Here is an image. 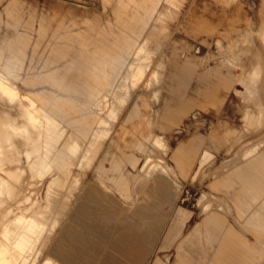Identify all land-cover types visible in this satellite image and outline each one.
Wrapping results in <instances>:
<instances>
[{
  "label": "rangeland",
  "instance_id": "1",
  "mask_svg": "<svg viewBox=\"0 0 264 264\" xmlns=\"http://www.w3.org/2000/svg\"><path fill=\"white\" fill-rule=\"evenodd\" d=\"M236 1L242 3L241 15L248 18V24L251 31H253L250 32L249 36L251 39L257 37L258 33L255 30H257L259 17L252 9H258L260 0ZM252 2L254 6L251 9ZM195 5L197 9L202 10L201 2L195 3ZM211 10L213 11L212 7H210L209 11ZM187 13L180 16L177 24L184 22ZM207 15L209 16L210 22L216 21V16H212L211 13ZM134 21H137V19L112 18L111 10L103 8L101 0H0V75L6 76L11 82L16 84L17 91L19 95L21 94V97L27 96L22 103L24 104L23 108H30L28 106V100H32L38 105L40 115L38 122L34 125L27 124L26 126V124H23L24 127L20 125L25 131L21 132L20 129L14 131L13 126L21 124V117H13L17 119L16 123L15 121L13 123L15 125L9 121L10 125H13L12 127L7 126L8 123L5 120L10 119V116L7 114L9 111L17 113L18 110L16 111V109L20 111V106L12 103L10 105L15 108L11 110L12 108L10 105L8 106L9 103L6 99L0 96V103L2 104H0V113L2 111L6 112L0 114L5 123V125L2 123L3 130L0 129V132L6 129L5 134L2 133L4 137L2 136L3 138H0V151L4 152V155H1L3 153L0 152V156L4 157L3 160L0 157L2 160V162L0 160V186L5 187L4 184H6L5 188L7 191V194L5 192V195L0 197V216H3V218H5V215L9 216L8 219L0 217V222L3 223L5 220L3 224L0 223V228L1 225L2 228L6 226L10 228L14 240L25 242L28 245L36 241L32 252L27 257L25 252L23 253L20 258V264H42L44 260L50 259L47 254L52 236L66 217L80 191L87 184L96 182L114 193H121L122 190L128 188L134 181L140 179L139 174L137 176L133 175V169L129 165H123L120 173L112 172L110 170L111 163L109 161V154L111 151H115L114 155L117 158H121L117 153L119 145L114 140V136L120 126L127 127L130 130L131 126L128 123V116L131 114H140V106H144L141 102L142 99L146 100L145 103L148 111L154 110L158 106L159 108L161 107L163 92L159 90L161 89V83L164 78V59L152 56V53H148L149 55H147V49H143L144 51H142V48H146L147 42H143L136 51L128 49L124 51L108 50L103 46L104 42L107 43L112 40L117 42L121 38H123L121 40L125 44L128 43L130 40L128 38L129 36H134V32L139 34L140 25L136 24V26H139V30H134ZM179 25L180 29L176 27L178 30H174L171 35L173 37H183L184 40L189 41L195 46L196 39L190 34L183 33L181 31L182 26L181 24ZM219 28L221 29L222 27ZM120 34L123 37L120 36V38ZM219 35V33L214 34V37L217 39L214 43L201 45L200 51L196 54L200 61H203L209 52L217 53L215 48L222 49L225 47L226 42ZM232 35L234 47L247 48L252 45L250 41L244 40L241 32L236 31ZM168 46L169 41L163 45L162 53L164 55L169 51ZM138 51H142L144 54L140 59H138L139 57L135 58L134 53ZM235 52L238 53L237 50ZM110 53H112L113 57H117L119 53L120 59L125 63L123 65H107L105 61L111 58ZM217 56H220V54ZM240 56L243 57L244 55L240 54ZM240 56L239 58H241ZM146 58L149 59L150 66L148 65L146 69L141 71L138 80L130 79L129 74L132 72L130 71L131 64L135 59L136 62L139 60L138 62L144 63L145 60L146 63ZM213 62L214 60L209 61L208 64H213ZM224 70H226V67ZM230 72L232 74L231 76L235 79H238L242 74V70L238 67H232ZM116 75H120L122 81L116 83L111 92H102L100 99L98 97H92V95L95 96L103 90L104 84H107L103 83L104 80ZM233 85H237V83ZM141 88L144 90L140 91L139 89ZM232 93L230 91L225 95L223 104L217 113H205V120L198 126L193 125L187 129L183 128L181 123H178L176 127H182L176 129L179 133H175L173 130L167 131L165 134L169 137L167 138L169 147L167 155L164 156L160 152H155V157L151 159V161L165 160L170 165H173L170 157L172 151L180 143L185 142L190 137L191 132L194 131H197L205 138L201 149L206 148L216 155L214 158L204 162L201 166V171L205 172V178H202L201 181H190L187 179V166L178 157L175 161L179 166V182L182 184V190L189 193V197L182 195L183 199L187 200L179 201L181 189H175L174 195L176 197L173 204L164 202L158 204V213L163 215L162 217L165 223L171 224L179 220V223L182 225L176 237L169 243L164 240L162 247V233L160 232L157 235L156 247L153 253L155 256L154 260L160 259L162 264L172 263L178 252V244L196 226L195 224L201 218V207L198 209L195 206L204 199V196L198 201L197 195L203 190H209L208 183L211 180V173L220 167L221 162L230 161L235 156L233 150L225 153L231 138L228 137L229 141L227 145H222L220 148L217 147V149L210 139L211 133L221 134L226 132L228 136L229 131L237 134L239 129L244 126V122L241 120V112L244 105L239 102L238 98L232 96ZM103 94L107 95L104 96ZM235 94L241 96L240 91L237 89H235ZM140 103L142 104L140 105ZM134 105L135 107H133ZM253 107L261 111L258 107ZM187 108H191V106L188 103H184L180 110ZM253 112L252 114L256 115L253 119L257 121L259 114L256 110ZM43 113L56 117L59 123V133L56 137V141L58 142L53 143L51 139L49 140L51 142L47 140L45 134L47 133L48 126L46 130L45 120L42 116L44 115ZM200 114L198 113L194 117H200ZM38 123L40 124L38 125ZM36 125L37 127L39 126L38 130L35 127ZM92 127L95 128V133L92 138L97 139V137H100L97 135L103 134L101 138H98L97 143L95 142L93 145L91 144V140L88 141V138L92 135ZM0 128H2L1 125ZM10 128V133L15 132L11 136L12 139L9 137L12 134L9 131L7 132ZM33 131L35 134H33ZM157 131L158 129L154 128L152 134L160 132ZM8 134L10 135L8 136ZM256 134L248 135V138H250L248 143L258 140L255 137ZM37 135L38 139L36 138ZM44 136L48 142L44 140ZM76 136L80 137V139L76 138ZM16 139L18 140L16 141ZM19 139H23L27 143L25 146L30 151L26 147H21L24 143H21ZM43 140L46 142H43ZM36 141L37 143H35ZM72 142L79 145V151L77 153L76 151L71 152L69 149L72 146ZM98 143L101 144L98 145ZM89 144L92 145L90 146L92 149L89 148ZM37 145L39 146L37 147ZM87 150H94V153L92 151L90 155H85ZM7 151L9 154H7ZM140 158L142 159L143 157L141 156ZM34 160L38 162L36 163ZM37 167L38 169H36ZM147 168L148 166H145V173ZM17 170L21 172H17ZM143 174L141 173V176ZM128 180L132 181L131 184L128 183ZM17 185H20V188ZM12 186L14 188L16 187L15 191ZM144 188L146 189L148 186H144ZM17 189L18 191H16ZM8 190L10 191L8 192ZM9 193L14 196L13 200ZM261 193L264 194V188L261 189ZM126 194V198H128V193ZM17 201L20 202L18 203ZM146 205L148 204L142 202L143 207ZM4 209L6 210L4 211ZM7 209L11 213H8L9 211L7 212ZM257 211L259 210L257 209ZM17 214L39 222L43 226L39 235L36 236L34 233H27L20 227L12 229V226H10L11 219L14 218L13 215ZM10 217L12 218L10 219ZM163 227L165 226L163 225ZM2 228L0 231L3 230ZM236 230L239 231L240 228L238 227ZM236 243L237 249H234L232 246H225L224 251H219L220 248H214V245L209 243L211 252H209V255L207 254L208 256H203L202 261H210L212 264L215 261L217 252H223L222 258L224 261L222 264H246L245 260L247 257L245 256L257 249L261 252L263 259L256 264H264V236H260L256 232L251 231L245 237H239ZM260 244H263V247ZM250 263L248 261L247 264Z\"/></svg>",
  "mask_w": 264,
  "mask_h": 264
},
{
  "label": "crops",
  "instance_id": "2",
  "mask_svg": "<svg viewBox=\"0 0 264 264\" xmlns=\"http://www.w3.org/2000/svg\"><path fill=\"white\" fill-rule=\"evenodd\" d=\"M101 1L103 8L111 10L112 18L137 19L133 22L134 30H139V26L136 24L140 25L139 34L134 32V36H129L128 43L125 44L121 40L123 36L120 34L121 39L117 42L113 40L104 42V48L117 51L127 49L136 51L143 42H147L148 48L151 51L153 49L152 56L164 59V78L159 90L163 92L162 103L160 108L158 106L150 112L146 108V100L142 99L143 104L140 103V105L144 106H140V114L128 116L130 130L120 126L115 134L118 137L114 136L115 139H119H117L119 142L114 140L119 145L117 153L121 158H116L115 151H111L109 154L110 170L120 173L123 165H129L133 169V175H138V173L140 175V179L132 184V181L128 180V183L131 184L130 188L128 187L129 190L124 187L125 189L121 191V193H128L129 197L126 198L121 193H114L96 182L87 184L80 191L66 217L52 236L47 255L53 264H162L160 259L154 260L153 253L157 235L162 233V247L164 240L169 243L176 237L182 225L179 220L171 224L165 223L163 215L158 213V204L163 202L173 204L176 197L174 195L175 189H181L179 201L187 200L183 199L182 196V192L185 190H182V184L179 182V166L175 161L179 158L185 163L188 168L187 179L201 181L202 178H205V172L201 171V166L216 155L206 148L201 149L205 138L194 131L191 132L190 137L185 142L180 143L172 151L170 157L173 165L170 166L165 160H156V162H161L167 167L170 166L169 172L173 176L156 171L148 177L144 171V163L155 157V152H160L164 156L167 155L169 150L167 142L169 137L165 135L167 131L173 130L175 133H179L176 131L177 128L189 129L193 125L198 126L205 120V113L218 112L225 95L230 91L233 92L232 96L238 98L239 102L245 105L241 112L243 114L241 115L242 121L248 110L249 112L256 110L261 117H264V111L257 110L251 104L244 102L240 95L235 94L238 83L244 81L252 69L253 64L251 65L247 61L255 58L250 62L254 63L255 55L264 53V50L259 51L262 49L261 41H264V0H260L258 9L255 7L252 9L253 2L250 6L259 17L257 30H255L258 36L252 39L249 34L253 31L248 24V18L241 15L242 3L236 0ZM198 2L202 3V10L196 8L195 3ZM166 5L167 7H165ZM210 7L213 8V11H209ZM185 11L188 12L187 17L184 22L179 24L182 26L181 31L183 33L190 34L196 39L195 46L184 40L183 37L171 35L174 30L180 29V25L177 23L180 16L186 13ZM208 13L216 16V21L210 22ZM236 31L243 34L245 41L252 42V46L235 48L232 43V33ZM215 33L220 34L219 36L226 42L224 48H228H215L217 53L209 52L205 59L200 61L196 54L200 51L201 45H210L217 40L214 37ZM167 41H169V51L164 55L162 48ZM191 49L194 51L193 53ZM236 49L238 53L235 52ZM229 51L232 53L231 56ZM219 54L220 56H217ZM239 54L244 55L242 60L245 64L239 62L242 61L241 58L239 60ZM250 54H254V56ZM110 55L111 58L105 61L107 65H123L125 63L120 59L119 53L117 57H113L112 53ZM263 55L260 54V60H263V63H260L263 66L261 67L262 73L264 72ZM246 58L247 60H245ZM123 59L125 60V58ZM212 60H214L213 64H208ZM242 63L247 68L242 67L244 66ZM224 66L227 67L226 70H224ZM232 67H239L242 70L238 79L231 76L230 69ZM262 73L260 75L262 78L259 79L261 83L256 85L257 92L261 88L260 93L258 92L261 98L256 96L258 93L255 97L264 104V73ZM121 81L120 75L104 80L103 83L107 84H104L103 90L98 91L100 93L95 96L92 95V97L100 99L102 92H111L116 83ZM234 83L237 85H233ZM139 90L143 91L144 89ZM103 95L106 96L107 94ZM184 103H188L191 108L180 110ZM198 113L203 116L200 114V117L195 118L194 115ZM263 117L259 125L253 118L249 119L250 124L244 122V126L231 138L225 153L233 150L236 154L232 160L221 162L220 167L211 173V180L208 183L209 190H203L199 193V195L204 193V199L194 206L198 209L201 207L202 216L195 224L196 226L178 244V252L171 264H203V262L204 264H211L210 261H202V257L208 256L211 252L209 243L213 244L214 248H220L219 251H224L225 246H232L237 249L236 241L239 237H245L251 231L264 236V194L261 193V189L264 188ZM178 123H181L182 127H176ZM154 128L160 132L152 134ZM94 133L95 128L92 127V135L88 141L91 140ZM248 133L251 135L257 133L255 137H258V142L248 144L250 139ZM157 135L165 143V152L154 149L151 144L153 137ZM244 137L247 138L243 139ZM76 138L80 139L78 136ZM210 139L216 149L222 145H227L229 141L226 132L211 133ZM71 145L77 146V153L79 151L78 144L72 142ZM255 146L256 148L252 149ZM141 155L143 156L142 159L140 158ZM141 173L144 174L141 176ZM144 186H148V188L145 189ZM220 201L224 204H220ZM142 202L148 205L143 207ZM238 227L240 228L239 231L236 230ZM260 246L263 247V244ZM222 253L217 252L212 264L223 263ZM245 257H247L246 264L248 261L251 262L250 264H256L263 259L261 252L257 249Z\"/></svg>",
  "mask_w": 264,
  "mask_h": 264
},
{
  "label": "bare ground",
  "instance_id": "3",
  "mask_svg": "<svg viewBox=\"0 0 264 264\" xmlns=\"http://www.w3.org/2000/svg\"><path fill=\"white\" fill-rule=\"evenodd\" d=\"M165 7H167V5L165 6ZM164 11H165V9H164ZM167 11V10H166ZM257 24H258V22H257ZM240 35V34H239ZM258 35V34H257ZM239 37V36H238ZM247 39V38H246ZM241 40V39H240ZM237 41V40H236ZM254 41V40H253ZM252 43V42H251ZM260 44V43H259ZM252 46V45H251ZM260 46H262V49L261 50H259L260 52L262 51V50H264V41H261V44H260ZM259 46V47H260ZM226 48H228V47H226ZM226 48H224V49H226ZM235 48H236V46H235ZM256 48H257V46H256ZM255 48V49H256ZM143 49H147L146 50V53H147V55H149L148 53H152V51H153V49H152V51L148 48V46H146V48H142L141 50L142 51H144ZM217 50V49H216ZM237 50V49H236ZM257 50V49H256ZM142 51H138L137 53H134L135 54V58L137 57H139L138 59H140L141 58V56L142 55H144L143 53H142ZM221 51V50H220ZM231 51V50H230ZM229 51V52H230ZM218 52V51H217ZM232 52V51H231ZM230 52V54L228 53V52H225L226 54L228 53L230 56H231V53ZM241 52V51H240ZM243 52V51H242ZM259 52V53H260ZM223 53V52H222ZM133 54V55H134ZM141 54V55H140ZM236 54V53H235ZM245 54V53H244ZM256 54V53H255ZM260 54H264V53H260ZM260 54H258L257 53V55H255L256 56V60L254 61V63H250V62H252L251 60H254V59H249L250 61H247L249 64H253L252 65V69L250 70V72H249V74H248V76L246 77V79L244 80V81H240L239 83H238V85L236 86V88L235 89H237V90H239L240 91V94H241V97H242V100L244 101V102H246V103H248L249 105L251 104L252 106H255V107H258L261 111H264V108H263V106H262V102H260L259 101V99L257 98V97H255V95L259 92V90L261 89H259L258 90V92H257V87H256V85H257V83H259L260 81H259V79L261 80V78H262V76H260L261 75V70H262V68L261 67H263V66H261V64L263 63V60L261 61L260 60V58H261V56H260ZM246 55H248V54H246ZM250 55H253L254 56V54H250ZM225 56H227V55H225ZM230 56H229V58H230ZM238 56V55H237ZM239 56H240V54H239ZM252 56V57H253ZM228 57V56H227ZM226 57V58H227ZM246 57V56H245ZM264 57V55L262 56V58ZM143 58H145V56H143ZM244 58V57H243ZM251 58V57H250ZM146 60H147V62L145 63V60H144V63L142 62H136V59H135V61L131 64V66H130V71H132L130 74H129V76H130V79H139V75H140V73H141V71L142 70H144V69H146L147 68V66L149 65L150 66V63L148 62V60L149 59H147L146 58ZM239 60H240V58H239ZM241 60H242V57H241ZM245 60H247V58L245 59ZM244 60H242V61H239L240 63L241 62H243ZM244 63V62H243ZM242 63V65H244ZM248 63H246V64H248ZM261 63V64H260ZM249 64H248V66H249ZM250 65V66H251ZM161 66V65H160ZM246 65H244V66H242V67H245ZM154 67H156V66H154ZM159 67V66H158ZM163 67V66H162ZM222 67H223V65H222ZM225 67V66H224ZM227 68V67H226ZM239 68V67H238ZM245 68H247V67H245ZM153 70H154V68H152ZM229 69V68H228ZM156 70V69H155ZM129 71V70H128ZM244 71V70H243ZM263 71V70H262ZM144 72V71H143ZM227 72V71H226ZM152 73H154V71H152ZM151 73V74H152ZM264 73V72H263ZM262 73V74H263ZM128 74V73H127ZM157 74H158V72H157ZM146 75V74H145ZM161 75V74H160ZM159 75V76H160ZM150 76V75H149ZM245 76V75H244ZM264 76V75H263ZM261 77V78H260ZM11 79V78H10ZM151 79V78H150ZM135 81V80H134ZM263 82V81H262ZM131 83V82H130ZM129 83V84H130ZM137 83V82H136ZM261 83V82H260ZM133 84H134V82H133ZM139 84V83H138ZM137 84V85H138ZM148 85V84H147ZM149 85H151V84H149ZM259 85V84H258ZM257 85V86H258ZM123 86V85H122ZM125 86V85H124ZM142 87V86H141ZM261 87V86H260ZM140 88V87H139ZM145 88V87H144ZM148 88H150V87H148ZM152 89V88H151ZM130 90H131V88H130ZM147 91V90H146ZM152 91V90H151ZM152 93H154V92H152ZM157 93V92H156ZM260 93V92H259ZM259 93L256 95V96H259ZM155 94V93H154ZM153 94V95H154ZM21 95V94H20ZM19 95V93H18V91H17V87H16V84L15 83H13V82H11L6 76H4V75H0V96L2 97V98H5L6 99V101L9 103L8 104V106L10 105V104H12V103H15L16 105H19L20 106V111H19V109H16V111H17V113H14V112H8L7 114H8V116H10V119H8V120H5L6 121V123H8L7 124V126H10V127H12L13 125H15V124H13L14 123V121H15V123H16V118H13V117H17V116H20L21 117V120H22V122H21V124H16L15 126H13V128H14V131L15 130H17V129H20L21 130V132H23V131H25L24 130V128H22V127H20V125H22L23 127H24V125L23 124H26V126H27V124H31V125H34L36 122H38V120H39V117H40V115H39V109H38V105L34 102V101H32V100H28V102H29V105L28 106H30V108L29 107H25V108H23V105L24 104H22L23 103V101L26 99V97L27 96H25V97H21ZM35 96H36V94H34ZM125 95V94H124ZM123 95V96H124ZM152 95V96H153ZM156 95V94H155ZM158 96V95H157ZM1 97H0V100H1ZM156 97V96H155ZM260 97V96H259ZM147 99H148V97H146ZM157 98V97H156ZM261 98V97H260ZM154 99V98H153ZM36 101H38V100H36ZM157 101V100H156ZM264 101V100H263ZM4 102V101H3ZM7 102H6V104H7ZM27 102V101H26ZM143 103V102H142ZM149 103V102H148ZM1 104V103H0ZM5 104V105H6ZM2 105V104H1ZM4 105V106H5ZM264 105V104H263ZM245 106V105H244ZM10 107L12 108L11 110H14V108L10 105ZM16 108H19V107H16ZM153 108V107H152ZM6 109H8V108H6ZM10 109V108H9ZM41 110V109H40ZM43 110V109H42ZM2 111V110H1ZM7 111V110H6ZM45 111V110H44ZM48 111H49V109H48ZM59 111V110H58ZM4 111H2L1 113H3ZM119 112V111H118ZM151 112V111H150ZM0 113V114H1ZM4 113H6V112H4ZM3 113V114H4ZM14 113V114H13ZM116 113V112H115ZM146 113V112H145ZM149 113V112H148ZM153 113V112H152ZM252 113H254L253 111H251V112H249V110L248 111H246V113L244 114V120H243V122H245L246 124H250V122H249V119H252L253 117H256V115H254V114H252ZM262 114H263V112H261ZM44 115H42L43 116V119L45 120V126H46V130H47V126H48V130H47V133L45 134V136L47 137V140L49 141L50 139L53 141V143L54 142H58V141H56V137H57V135H58V131H59V123H58V121L56 120V117H54V116H49L48 114H46V113H43ZM114 114V113H113ZM150 114V113H149ZM111 115V114H110ZM151 115V114H150ZM153 115V114H152ZM155 115V114H154ZM241 115H243V114H241ZM264 115V114H263ZM114 116V115H113ZM152 117V116H151ZM263 117V116H262ZM262 117L260 116V115H258L257 116V123H258V125L261 123V120H262ZM116 118V117H115ZM153 118V117H152ZM264 118V117H263ZM24 119V120H23ZM42 119V120H43ZM114 119V118H113ZM155 119V118H154ZM41 120V121H42ZM43 120V121H44ZM107 120V119H106ZM111 120H112V118H111ZM233 120V119H232ZM0 121H3V122H0L1 124V127L2 128H0V129H2L3 130V124L5 125V123H4V120L1 118V116H0ZM13 124H11L10 125V122ZM116 121V120H115ZM147 121V120H146ZM152 121V120H151ZM19 122V123H20ZM40 122V121H39ZM100 122H101V120H100ZM99 122V123H100ZM3 123V124H2ZM41 123V122H40ZM40 123H38V125L40 124ZM103 123V122H102ZM106 123V122H105ZM113 123V122H112ZM152 123V122H151ZM107 124V123H106ZM109 124V123H108ZM149 124H150V122H149ZM262 124H263V122H262ZM261 124V125H262ZM19 127H18V126ZM110 125V124H109ZM144 125H146V124H144ZM143 125V126H144ZM142 126V127H143ZM155 126V125H154ZM5 127V126H4ZM18 127V128H17ZM30 127V126H29ZM35 127H37V125L35 126ZM39 127V126H38ZM38 127H37V130H38ZM8 128V127H7ZM12 128V129H13ZM32 128V127H31ZM102 128V127H101ZM264 128V127H263ZM5 129V128H4ZM27 129V128H26ZM98 129H99V127H98ZM141 129V128H140ZM19 130V131H20ZM30 130V129H29ZM36 130V131H37ZM39 130H40V128H39ZM118 130V129H117ZM1 131V130H0ZM5 131H6V129L3 131V132H0L1 134H0V138L5 134ZM9 131V133H10V131H11V128H10V130H7V132ZM99 131V130H98ZM98 131H97V133H98ZM102 131H103V129H102ZM141 131V130H140ZM148 131V130H147ZM119 132V131H118ZM158 132V131H157ZM256 132V131H255ZM254 132V133H255ZM262 132V131H261ZM2 133H4V134H2ZM29 133V132H28ZM229 133V135L227 136V137H229V138H233L236 134H235V132H233V131H229L228 132ZM10 134H12V135H10ZM10 134H8V136L11 138V136H13V134H15V132L14 133H10ZM23 134V133H22ZM32 134V133H31ZM33 134H35L34 133V131H33ZM38 134V133H37ZM43 134V135H44ZM128 134V133H127ZM157 134V133H156ZM248 134H250V133H248ZM247 134V135H248ZM6 135H7V133H6ZM6 135H5V138H6ZM29 135H30V133H29ZM103 134H101V135H97V136H100V137H97V139H95V138H92L91 139V144L93 145V144H95V142L97 143V141L99 140L98 138H101V136H102ZM234 135V136H233ZM245 135V134H244ZM15 136V135H14ZM45 136H44V140H46L45 139ZM162 136V135H161ZM231 136V137H230ZM242 136V135H241ZM256 136H257V134H256ZM4 137V136H3ZM2 137V138H3ZM8 137V138H9ZM21 137V136H20ZM25 137V136H24ZM32 137H34V135H32ZM104 138H105V136H103ZM115 137H118V136H115ZM163 137V136H162ZM23 138V137H22ZM37 139H38V135H37V137H36ZM41 138V137H40ZM103 138V139H104ZM119 138H120V136H119ZM144 138V137H143ZM154 139H153V143H151L152 145H153V148L154 149H156V150H162V151H164L165 152V143L163 142V140H162V138L159 136V135H157V136H155V137H153ZM245 138H247V137H244L243 139H245ZM258 138V137H257ZM12 139V138H11ZM30 139V138H29ZM33 139V138H32ZM31 139V140H32ZM115 139V138H114ZM118 138H116L115 140H117ZM10 140V139H9ZM18 139H16V141H17ZM41 140V139H40ZM43 140V142H46V141H44ZM101 140V139H100ZM119 140V139H118ZM117 140V141H118ZM242 140V139H241ZM6 141V140H5ZM12 141V140H11ZM19 141H21V143H24L21 147H26L25 145L27 144V143H25L24 141H23V139L22 140H20L19 139ZM23 141V142H22ZM47 141V142H48ZM237 141H239V140H237ZM244 141V140H243ZM1 142V141H0ZM3 142V141H2ZM10 142V141H9ZM13 142V141H12ZM49 142H51V141H49ZM113 142V141H112ZM119 142V141H118ZM251 142V141H250ZM258 142V141H257ZM20 143V144H21ZM35 143H37V141L35 142ZM121 143V142H120ZM235 143V142H234ZM242 143V142H241ZM240 143V144H241ZM252 143V142H251ZM7 144V143H6ZM11 144V143H10ZM9 144V145H10ZM14 144V143H13ZM17 144V143H16ZM30 144V143H29ZM33 144V143H32ZM57 144V143H56ZM99 144H101V143H98V145ZM238 144V143H237ZM249 144V143H248ZM253 144V143H252ZM256 144V143H255ZM260 144V143H259ZM18 145H19V143H18ZM18 145H16V146H18ZM36 145V144H35ZM46 146H47V144H45ZM49 145V144H48ZM73 145V144H72ZM92 145H90L89 144V148H91L92 149V147H90V146H92ZM116 145V144H115ZM234 145H236V144H234ZM239 145V144H238ZM245 144L243 143V146H244ZM3 146H5V145H3ZM2 146V147H3ZM29 146V145H28ZM39 145H37V147H38ZM79 146V145H78ZM97 146V145H96ZM1 147V146H0ZM34 147V146H33ZM32 147V148H33ZM44 147V146H43ZM93 147H95V146H93ZM239 147V146H238ZM16 148H18V147H16ZM27 148V147H26ZM96 148V147H95ZM233 148V147H232ZM242 148V147H241ZM240 148V149H241ZM256 148V146L255 147H253L252 149H255ZM6 149V148H5ZM23 149V148H22ZM27 149H29V148H27ZM26 149V150H27ZM34 149H35V147H34ZM70 151L71 152H74V151H76V149H77V146L76 145H74V146H70ZM87 149V148H86ZM97 149H98V147H97ZM251 149V150H252ZM2 150H3V148H2ZM24 150V149H23ZM22 150V151H23ZM33 150V149H32ZM31 150V151H32ZM78 150V149H77ZM29 151H30V149H29ZM38 151V150H37ZM61 151V150H60ZM93 151V153H94V150H92ZM92 151H90V150H87L86 152H85V155H87V154H91V152ZM260 151V150H259ZM1 153H3V154H1V155H4V152L3 151H0ZM8 152V151H7ZM27 152V151H26ZM35 152H36V149H35ZM63 152V151H62ZM238 152V151H237ZM34 153V152H33ZM32 153V154H33ZM111 153V152H110ZM234 153V152H233ZM7 154H9V152L7 153ZM35 154V153H34ZM73 154V153H72ZM141 154V153H140ZM234 154H236V153H234ZM84 155V156H85ZM93 155V154H92ZM10 156V155H9ZM31 156H33V155H31ZM36 157H37V155H35ZM113 156V155H112ZM142 156V155H141ZM1 157V156H0ZM34 157V156H33ZM57 157V156H56ZM143 157V156H142ZM148 157V156H147ZM150 157V156H149ZM2 158V160H3V158L4 157H1ZM1 158H0V160H1ZM29 158V157H28ZM61 158V157H60ZM117 158V157H116ZM6 159H7V157H6ZM41 159V158H40ZM114 159V158H113ZM227 159V158H226ZM2 160H1V162H2ZM5 160V159H4ZM59 160V159H58ZM146 160V159H145ZM14 161V160H13ZM31 161V160H30ZM33 161V160H32ZM35 161V160H34ZM159 161V160H158ZM239 161H241V160H239ZM5 162H6V160H5ZM36 163L38 162L37 160L35 161ZM34 162V163H35ZM42 162V161H41ZM144 162V161H143ZM236 162V161H235ZM7 163V162H6ZM14 164H15V162H14ZM41 164V163H40ZM43 164V163H42ZM232 164V163H231ZM31 165V164H30ZM33 165V164H32ZM167 165H169V164H167ZM6 166V165H5ZM9 166H11V165H9ZM8 166V167H9ZM12 166H13V164H12ZM34 166V165H33ZM145 166H148V168H147V171H146V175L148 176V177H150L151 175H152V173H154V172H156V171H161V172H163V173H165V174H171L170 172H169V170H170V166L169 167H167L165 164H163V163H161V162H156V161H151V160H148V161H145V163H144V168H145ZM7 167V166H6ZM231 167V166H230ZM28 168H29V166H28ZM174 168H175V166H174ZM177 168V167H176ZM21 169V168H20ZM19 169V170H20ZM36 169H38V167L36 168ZM40 170V169H39ZM126 170V169H125ZM174 170V169H173ZM38 171V170H37ZM41 171V170H40ZM133 171V170H132ZM7 172V171H6ZM17 172H21V171H18L17 170ZM16 172V173H17ZM15 173V172H14ZM36 173V172H35ZM47 174V173H46ZM134 174H136V173H134ZM139 174V173H138ZM6 175H7V173H6ZM17 175H19V174H17ZM16 175V176H17ZM131 175V174H130ZM136 176H137V174H136ZM171 176H173L172 174H171ZM219 176V175H218ZM17 178V177H16ZM133 178V177H132ZM14 179V178H13ZM12 180V179H11ZM10 180V181H11ZM198 180V179H197ZM131 181V180H130ZM177 181V180H176ZM2 182V181H1ZM9 182V181H8ZM15 182V181H14ZM4 183V182H3ZM17 183V182H16ZM5 185V187H6V184H4ZM9 185V184H8ZM24 185V184H23ZM23 185H21V186H23ZM179 185V184H178ZM18 187L20 186V185H17ZM112 186V185H111ZM4 186H0V197H2L3 195H5V192H6V194H7V191H6V188H5ZM9 187V186H8ZM13 187V186H12ZM14 188V187H13ZM12 188V189H13ZM16 188V187H15ZM15 188L13 189L14 191H15ZM20 188V187H19ZM18 188V189H19ZM8 189V188H7ZM18 189L16 190V191H18ZM23 189V188H22ZM10 190H8V192H9ZM19 192H21V190H19ZM12 193V192H11ZM11 193H9V195H11V197H12V200H13V197L14 196H12V194ZM14 193V192H13ZM43 193V192H42ZM183 194L182 195H184L185 197H189L188 195H189V193H187L186 191H184V192H182ZM18 194V193H17ZM204 194V193H203ZM203 194L202 195H197V199H198V201L199 200H201L202 198H203ZM25 195V194H24ZM121 195L122 196H124V197H126L127 196V194L126 193H121ZM207 195V194H206ZM7 196V195H6ZM26 197H27V195H25ZM24 196V197H25ZM47 196V195H46ZM10 197V196H9ZM20 197H22V196H20ZM207 197H208V195H207ZM18 198V197H17ZM17 198H16V200H17ZM217 198H219V197H217ZM217 198H216V200H217ZM25 199V198H24ZM215 199V198H214ZM20 200V199H19ZM21 200H23V199H21ZM219 200H221V199H219ZM218 200V201H219ZM15 201V200H14ZM207 201V200H206ZM2 202V201H1ZM12 202V201H11ZM18 202V201H17ZM20 202V201H19ZM18 202V203H19ZM15 203V202H14ZM200 203V202H199ZM224 204V202H222V201H220V204ZM17 204V203H16ZM218 204H219V202H218ZM262 205V204H261ZM202 207H203V205H201ZM226 206V205H225ZM1 207V206H0ZM208 208V207H207ZM200 209V208H199ZM222 209V208H221ZM6 209H4V211H5ZM12 210V209H11ZM227 210V209H226ZM3 211V210H2ZM1 211V212H2ZM9 210L7 209V212H8ZM228 211V210H227ZM226 212V211H225ZM229 212V211H228ZM227 212V213H228ZM8 213H11L10 211L8 212ZM8 213H6V214H8ZM252 213H254V212H252ZM3 214V213H2ZM20 214V213H19ZM254 215V214H253ZM11 216V215H10ZM234 216V215H233ZM0 217H2L3 218V216H0ZM8 217L9 216H6L5 215V218H7L8 219ZM13 217L14 218H12V217H10V219H11V225L10 226H12V229H14V228H18V227H20V228H22V229H24L27 233H34L36 236H38L39 235V233H40V231H41V229H43V226L39 223V222H37V221H35L34 219H31V218H27L26 216H23V215H13ZM5 218H3V219H5ZM231 219H233V218H231ZM259 219V218H258ZM234 220V219H233ZM1 221H3V220H1ZM5 221V220H4ZM4 221H3V223H4ZM260 222H261V220H260ZM0 223H2V222H0ZM2 223V224H3ZM7 223V222H6ZM254 224V223H253ZM5 225V224H4ZM263 225V224H262ZM1 228H2V225H1ZM1 228H0V230H1ZM3 230L2 231H0V264H20V258H21V256L23 255V253L25 252V255H26V257L32 252V250H33V247H34V245H35V242L36 241H34V242H32L31 244H26L25 242H22V241H18V240H14V238L12 237V233H11V229L10 228H8L7 226L6 227H4V228H2ZM42 264H53V262L52 261H50V259H46V260H44L43 262H42Z\"/></svg>",
  "mask_w": 264,
  "mask_h": 264
}]
</instances>
